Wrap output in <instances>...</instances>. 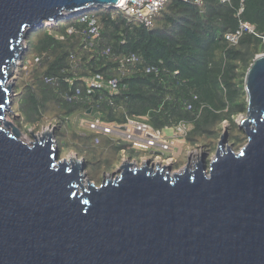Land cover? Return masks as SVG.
<instances>
[{"label": "water", "instance_id": "obj_1", "mask_svg": "<svg viewBox=\"0 0 264 264\" xmlns=\"http://www.w3.org/2000/svg\"><path fill=\"white\" fill-rule=\"evenodd\" d=\"M122 0H0V264H264V53L244 79L237 152L219 138L178 172L128 161L97 186L54 134L26 144L10 113L11 68L43 22Z\"/></svg>", "mask_w": 264, "mask_h": 264}, {"label": "trees", "instance_id": "obj_2", "mask_svg": "<svg viewBox=\"0 0 264 264\" xmlns=\"http://www.w3.org/2000/svg\"><path fill=\"white\" fill-rule=\"evenodd\" d=\"M240 23L255 32H242L231 45L225 35ZM24 44L34 56L28 66L25 54L21 58L17 109L11 110L28 127L49 124L60 158L73 150L87 167L111 151L127 148L129 159L134 157L128 145L79 127L96 119L123 125L130 118L158 130L184 121L191 126L185 143L207 151L227 122L230 144L243 145L234 119L246 112L247 69L264 53V0H169L151 27L120 9L97 7L43 22ZM97 76L102 85L91 86ZM108 80L115 81L114 90ZM119 157L113 155L107 166L117 165Z\"/></svg>", "mask_w": 264, "mask_h": 264}, {"label": "built area", "instance_id": "obj_3", "mask_svg": "<svg viewBox=\"0 0 264 264\" xmlns=\"http://www.w3.org/2000/svg\"><path fill=\"white\" fill-rule=\"evenodd\" d=\"M169 0H123L119 9L130 18L142 23L145 27H151L153 18L164 7ZM248 32L254 34L255 29L253 26L247 23H240L239 29L234 33H228L225 35V40L231 44H237L242 32ZM94 87H100L102 80L99 76L95 78L90 84ZM106 85L111 89H115V81L108 80ZM79 127L83 130H87L93 134L101 137H105L109 142L115 145H128L132 149H138L143 151H149L147 156L138 157L134 154L132 159L123 160L128 161L138 166L142 163L149 161L151 165H167L170 166L173 161L172 156H166V153L171 151L175 142L177 144L183 143L188 136L191 126L189 123L180 121L175 126L170 128L173 132L171 137H165L163 130L152 128L145 122L137 121L134 119L126 118L123 125H113L104 123L99 119L93 121H82ZM126 149L120 150V156L127 153ZM202 147L199 145H193L189 151V162L191 165L198 162ZM143 158V160H141ZM138 164V165H137Z\"/></svg>", "mask_w": 264, "mask_h": 264}, {"label": "rangeland", "instance_id": "obj_4", "mask_svg": "<svg viewBox=\"0 0 264 264\" xmlns=\"http://www.w3.org/2000/svg\"><path fill=\"white\" fill-rule=\"evenodd\" d=\"M91 15V13H88V15ZM59 22H63V21H59ZM53 23V22H52ZM65 25V24H63ZM40 27V26H39ZM34 30V29H33ZM26 40H24L21 45H22V48H23V55L25 54V61H26V64L28 66V64L31 62L34 54H33V47L29 49V51H25L26 47H25V42ZM34 44V41L32 40V45ZM250 53H252V50H249L248 51V54H247V57L249 58L250 57ZM22 55V56H23ZM20 60L16 61L15 63V66L11 68V72H12V76L10 77V80H9V84H17L20 82V77H18V72L20 70H23L24 68L20 65ZM13 86V89H12V98H11V101H12V104L10 106V113H6L5 114V121L6 122H10L12 123L15 127H17L19 130H20V133H21V136H20V140L26 144H31L33 143L35 140L33 138V135L35 137H38L40 136L42 133H44V131H48L50 133H53V128L49 126V124H44L42 123L41 124V127H37L36 129L32 128V127H28L25 123L24 124H20L21 122V119H20V115L18 113H13L11 108H13V106H15V109H17V105L16 104V100H17V96L15 97V93H14V90H15V87ZM17 91V90H16ZM246 99V97H245ZM246 113H243V114H239L235 117L234 119V122L235 124L238 123L241 118L245 117ZM17 116V117H15ZM220 130L221 131H218V136L215 137L214 139H210L209 141H213L214 144L212 143L211 144V148L209 149V151H207V148H203L202 145L200 144H196V145H199L200 147H202L203 149V152L201 153L204 154H208L207 156V159H206V163L209 164V162L213 159L214 157V154H215V151H216V148H217V144H218V141H219V138L221 136H226V147H231L234 152H237L240 148H242L246 142H243L244 144L243 145H239L240 143H236L235 145L233 144H230V142L232 141V130L229 129V125L227 122H223L220 126ZM163 135L165 137H171L173 135V132L170 128H165L163 131ZM235 132H238L237 134L241 137V132L238 130V131H234ZM33 134V135H32ZM55 138V136H54ZM243 138H246L245 135L243 136ZM186 142V140H185ZM180 143V144H177L175 142L174 144V147L171 151L167 152L166 153V156H172L173 159L175 161L172 162V164L170 165L172 167V171L174 172H178L180 169H182L187 160H188V156H189V151H190V147L193 146V145H189L187 143ZM133 150V149H132ZM130 152V150H127V153L125 152V154L122 156H120V160H119V163L117 165H111V166H107L106 164V161L108 159H110L113 155L115 154H118L120 155V150H118V153L114 152V151H111L110 153L106 154V155H103L102 157H100L99 159H101V163H99L97 166H87L86 167V174L87 176H89L91 179H92V182L95 184V185H99L102 181L103 178H105L106 176H110L111 173H113L123 162V160H127L128 159V153ZM135 153L138 154V157H143V156H147L149 151H143V150H138V149H135ZM135 154V155H136ZM76 156L77 158L81 159L79 156H77L76 152L71 150V151H68L65 150L63 152V157L62 158H68V157H74ZM59 158H60V155H59ZM60 158V159H62ZM143 160V158L141 159ZM138 165V164H137ZM140 166V164L138 165Z\"/></svg>", "mask_w": 264, "mask_h": 264}, {"label": "bare ground", "instance_id": "obj_5", "mask_svg": "<svg viewBox=\"0 0 264 264\" xmlns=\"http://www.w3.org/2000/svg\"><path fill=\"white\" fill-rule=\"evenodd\" d=\"M123 1V0H122Z\"/></svg>", "mask_w": 264, "mask_h": 264}]
</instances>
